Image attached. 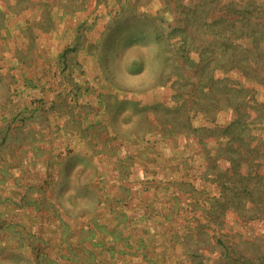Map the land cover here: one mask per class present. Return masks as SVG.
Returning <instances> with one entry per match:
<instances>
[{
	"label": "rangeland",
	"instance_id": "rangeland-1",
	"mask_svg": "<svg viewBox=\"0 0 264 264\" xmlns=\"http://www.w3.org/2000/svg\"><path fill=\"white\" fill-rule=\"evenodd\" d=\"M0 264H264V0H0Z\"/></svg>",
	"mask_w": 264,
	"mask_h": 264
}]
</instances>
